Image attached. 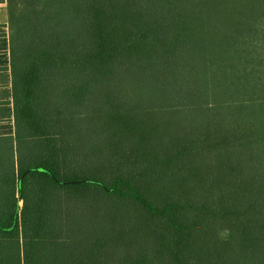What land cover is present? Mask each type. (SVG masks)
Masks as SVG:
<instances>
[{
	"label": "trees",
	"instance_id": "obj_1",
	"mask_svg": "<svg viewBox=\"0 0 264 264\" xmlns=\"http://www.w3.org/2000/svg\"><path fill=\"white\" fill-rule=\"evenodd\" d=\"M6 4L0 264H264V0Z\"/></svg>",
	"mask_w": 264,
	"mask_h": 264
},
{
	"label": "crops",
	"instance_id": "obj_2",
	"mask_svg": "<svg viewBox=\"0 0 264 264\" xmlns=\"http://www.w3.org/2000/svg\"><path fill=\"white\" fill-rule=\"evenodd\" d=\"M6 0H0V138L14 137L10 41Z\"/></svg>",
	"mask_w": 264,
	"mask_h": 264
}]
</instances>
